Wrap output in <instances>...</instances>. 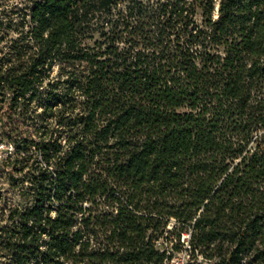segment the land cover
<instances>
[{"label":"trees","instance_id":"obj_1","mask_svg":"<svg viewBox=\"0 0 264 264\" xmlns=\"http://www.w3.org/2000/svg\"><path fill=\"white\" fill-rule=\"evenodd\" d=\"M0 42V264H264V0H0Z\"/></svg>","mask_w":264,"mask_h":264},{"label":"built area","instance_id":"obj_2","mask_svg":"<svg viewBox=\"0 0 264 264\" xmlns=\"http://www.w3.org/2000/svg\"><path fill=\"white\" fill-rule=\"evenodd\" d=\"M7 153H10L13 149L11 144L5 146ZM2 154L0 153V159ZM188 233L183 232L182 245L178 252H172L171 249L166 251L167 255H171L169 258L164 259L162 264H212L211 260L205 259L196 249H193L187 240Z\"/></svg>","mask_w":264,"mask_h":264},{"label":"rangeland","instance_id":"obj_3","mask_svg":"<svg viewBox=\"0 0 264 264\" xmlns=\"http://www.w3.org/2000/svg\"><path fill=\"white\" fill-rule=\"evenodd\" d=\"M17 1L20 3H26L27 0H12ZM0 45H2V42H0ZM8 143H5L4 141H0V153L2 154V158L5 156V153H7V150H5V146ZM2 160L0 159V191L2 193V196L6 198V203H12V204H23V201L20 199L16 191L10 189L8 187V180H9V169L6 167V165H3ZM3 202V201H2ZM183 238V233H181V239ZM164 246L166 244L164 243ZM175 253V252H174Z\"/></svg>","mask_w":264,"mask_h":264}]
</instances>
